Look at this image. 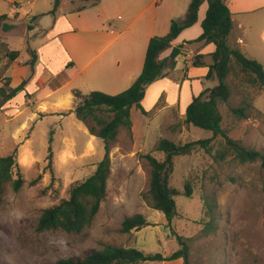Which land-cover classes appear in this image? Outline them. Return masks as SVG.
Masks as SVG:
<instances>
[{"label": "rangeland", "instance_id": "1", "mask_svg": "<svg viewBox=\"0 0 264 264\" xmlns=\"http://www.w3.org/2000/svg\"><path fill=\"white\" fill-rule=\"evenodd\" d=\"M52 2L30 0L25 1L24 6L43 9ZM103 6L102 2L91 11L98 12ZM12 7L0 0V14L8 13ZM206 7L202 3L199 20L183 32L178 41H192L198 36ZM108 16L121 17L122 13L110 9ZM45 22L46 18H40L41 25ZM27 24L29 21L13 20L9 30L0 29V35L8 45L0 43V76L11 64L7 55L9 48L21 50V58L27 61L29 45L39 58L34 62V70L42 63L39 49L46 44V37L41 30H37L36 37H26ZM196 43H187L188 48L193 50ZM169 52V49L165 50L161 58ZM257 56L264 70V55ZM204 61L211 64V56H206ZM10 71L11 68L6 74L10 75ZM232 77L230 74L226 79L230 97L219 106L224 132L243 147L264 153V92L254 95L247 104L244 92ZM217 83V79L206 78L191 82L178 70L145 86L141 101L145 113L132 107V133L121 129L116 140L110 143L111 173L106 196L91 224L77 233L60 229L38 232L37 219L42 209L66 199L71 187L93 172L104 154L103 141L96 138L93 148L80 151L84 136L76 130L80 122L74 115L60 119L38 114L33 122L17 131L14 129L19 121L8 120L0 111V156L15 151L18 166L12 170L13 177L20 176L23 180L17 191L8 183L0 201V264H54L60 258L81 256L104 244L168 256L181 248L177 236L185 238L188 264H264V163L261 160L241 162L229 156L223 160L216 158L217 151L225 146L220 135L213 139L209 151L198 147L190 155L173 157L170 185L180 192L187 182L192 187L191 196L179 194L174 198L178 216L169 222L142 199L150 179V167L144 155L151 154L163 160L164 153L156 151L159 140L168 139L182 145L212 137V131L187 124L184 113H180L187 98ZM246 88L250 93L255 92ZM178 98L180 103L175 107L180 113L170 109ZM2 101L0 96V105ZM239 107L244 108L243 115L231 112ZM28 113L24 112L21 117ZM18 134L20 141L31 134L28 146L35 153L29 155L28 162L22 160L12 140L13 135L16 138ZM64 134H70L74 139L64 143ZM134 214H142L148 224L121 232L124 217ZM136 264H182V259Z\"/></svg>", "mask_w": 264, "mask_h": 264}, {"label": "trees", "instance_id": "2", "mask_svg": "<svg viewBox=\"0 0 264 264\" xmlns=\"http://www.w3.org/2000/svg\"><path fill=\"white\" fill-rule=\"evenodd\" d=\"M89 5H95L99 0H88ZM60 0H54V12ZM206 4L204 18L200 23L199 36L186 43L203 42L213 44L214 49L209 54L212 63L207 65L202 54H195L192 66H207L206 79H217L218 83L207 89H203L185 109V122L187 124L212 131L213 135L207 139L191 141L177 145L168 139H161L156 146L157 152L164 153V159L158 160L151 154L144 155L150 167L149 187L142 194V199L147 206L161 212L170 222L178 216L175 205V196L183 194L192 195V187L189 182L184 185L183 192L170 185L173 172V157L179 154L190 155L200 147L209 151L210 144L215 137L224 138L225 146L216 153L220 160L227 156L239 159L241 162L261 160L264 163V153L247 149L236 140L228 137L223 129V116L220 104L228 101L230 88L226 83L228 75L233 74L232 80L236 82L244 92L247 104L253 100V96L264 92V70L255 59L246 57L231 36L234 28L231 12L224 0H190L187 11L182 20H171L169 31L162 36H152L147 44L144 62L140 74L131 85L120 93L111 95L101 91H92L87 94L79 90H73L72 112L76 119L81 121L88 132L104 143V154L97 162L93 172L80 182L75 183L66 199L58 204L41 210L36 223V231L60 229L68 233H77L88 227L97 211L101 201L107 193V181L111 173L110 143L115 141L121 129L130 132L132 121L130 109L136 107L145 113L141 107L144 89L159 77L166 76L174 69L177 58L183 53V45H173V41L179 33L192 26L198 16L202 3ZM5 15L0 16V21ZM9 25H2L3 30H8ZM170 49L167 56L160 58V54ZM17 51L7 53L9 60L17 56ZM34 60L30 62L33 65ZM8 80V78H7ZM25 80L17 87H8L5 82L0 87V96L3 103L8 101L23 89ZM246 87L255 92L250 93ZM257 92V93H256ZM244 108H233L231 112L243 115ZM50 155H48V158ZM15 151L5 156H0V201L5 193L6 185L11 184L17 191L23 184L20 176L13 177V168L17 167ZM148 222L142 214H134L124 217L120 231L129 232L132 229L141 228ZM181 248L168 256L160 253H145L133 247H120L104 244L102 248H92L81 256H69L58 259L54 264H136L140 261H172L182 259V264H188V252L185 238L177 236ZM189 239V238H188Z\"/></svg>", "mask_w": 264, "mask_h": 264}, {"label": "crops", "instance_id": "3", "mask_svg": "<svg viewBox=\"0 0 264 264\" xmlns=\"http://www.w3.org/2000/svg\"><path fill=\"white\" fill-rule=\"evenodd\" d=\"M5 1L13 6V9L0 14L5 15L0 21L1 31H7L1 28L3 24L9 25L10 29L11 21L26 20L29 21L26 25V37H36L37 30L43 31L46 37L44 42L46 44L39 49L42 63L37 64L35 70L34 62L39 58L29 45L26 51L30 58L27 61L21 58V50L9 48V52L17 51L18 54L10 60L11 64L6 68L4 75L0 76V87L7 78L10 88L17 87L25 80L23 89L0 105V111L4 112L8 120L19 121L14 129L17 131L23 130L29 122H33L38 114H42V117L57 116L60 119L74 115L71 110L75 89L84 94L101 91L111 95L127 89L142 70L149 39L152 36L167 34L171 20H182L190 2V0H99L92 6L88 0H60L55 11L51 12L54 0L43 9L33 5L25 8L24 2L30 0ZM102 2L104 6L100 7L98 12L91 11ZM224 2L231 12L234 24L232 41L238 44L246 57L261 63L257 55H264V0ZM110 9L121 12L122 16L110 18L108 16ZM40 18H46L44 25H41ZM198 18L197 16V20ZM196 22L182 30L173 41V45H183V53L177 58L174 69L170 70L171 72L180 70L184 78L191 82L205 78L208 70L207 66H192L193 56L202 54L204 60L214 49L213 44L197 42L195 48L190 50L186 40L178 41L182 38L183 32L192 28ZM4 41L0 35V43L8 47ZM32 59L34 62L31 66ZM10 68V75H7ZM16 68L18 69L15 70ZM199 92L185 100L181 113L176 108L180 103L179 98L172 102L170 109L182 115L184 113L185 118L187 105ZM26 111L29 113L21 117ZM79 122L76 130L84 136L83 145L79 150L93 148L97 137L90 134L86 126ZM130 131L132 133V125ZM30 135L22 141L19 134L16 138L13 135L12 139L17 145L20 157L22 160L26 157L27 162L31 158L29 155L35 153L28 146ZM73 139L70 134H64L62 137L64 143Z\"/></svg>", "mask_w": 264, "mask_h": 264}, {"label": "bare ground", "instance_id": "4", "mask_svg": "<svg viewBox=\"0 0 264 264\" xmlns=\"http://www.w3.org/2000/svg\"><path fill=\"white\" fill-rule=\"evenodd\" d=\"M23 160H27V158H26V157H24V158H23Z\"/></svg>", "mask_w": 264, "mask_h": 264}]
</instances>
